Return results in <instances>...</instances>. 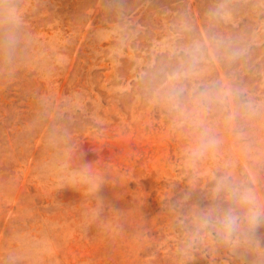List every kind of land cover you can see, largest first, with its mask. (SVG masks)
Here are the masks:
<instances>
[{"label": "rangeland", "instance_id": "obj_1", "mask_svg": "<svg viewBox=\"0 0 264 264\" xmlns=\"http://www.w3.org/2000/svg\"><path fill=\"white\" fill-rule=\"evenodd\" d=\"M264 264V0H0V264Z\"/></svg>", "mask_w": 264, "mask_h": 264}, {"label": "bare ground", "instance_id": "obj_2", "mask_svg": "<svg viewBox=\"0 0 264 264\" xmlns=\"http://www.w3.org/2000/svg\"><path fill=\"white\" fill-rule=\"evenodd\" d=\"M23 264V263H22Z\"/></svg>", "mask_w": 264, "mask_h": 264}]
</instances>
